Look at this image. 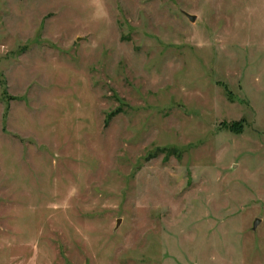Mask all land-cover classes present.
Segmentation results:
<instances>
[{
    "label": "rangeland",
    "instance_id": "rangeland-1",
    "mask_svg": "<svg viewBox=\"0 0 264 264\" xmlns=\"http://www.w3.org/2000/svg\"><path fill=\"white\" fill-rule=\"evenodd\" d=\"M0 264H264V0H0Z\"/></svg>",
    "mask_w": 264,
    "mask_h": 264
},
{
    "label": "water",
    "instance_id": "water-1",
    "mask_svg": "<svg viewBox=\"0 0 264 264\" xmlns=\"http://www.w3.org/2000/svg\"><path fill=\"white\" fill-rule=\"evenodd\" d=\"M185 14V16L189 19V20H194L195 19V16L194 15H191V14H188L187 12H183ZM259 222V219H255L254 223H253V226H256V224Z\"/></svg>",
    "mask_w": 264,
    "mask_h": 264
}]
</instances>
